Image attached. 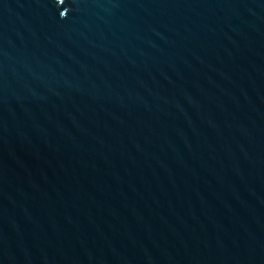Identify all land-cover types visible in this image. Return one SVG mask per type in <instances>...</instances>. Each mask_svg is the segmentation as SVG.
I'll use <instances>...</instances> for the list:
<instances>
[{"label":"water","instance_id":"1","mask_svg":"<svg viewBox=\"0 0 264 264\" xmlns=\"http://www.w3.org/2000/svg\"><path fill=\"white\" fill-rule=\"evenodd\" d=\"M0 264H264V0H0Z\"/></svg>","mask_w":264,"mask_h":264}]
</instances>
